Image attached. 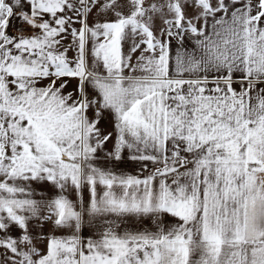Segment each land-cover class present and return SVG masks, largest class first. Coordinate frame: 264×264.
<instances>
[{
	"label": "snow or ice",
	"instance_id": "6c2138e0",
	"mask_svg": "<svg viewBox=\"0 0 264 264\" xmlns=\"http://www.w3.org/2000/svg\"><path fill=\"white\" fill-rule=\"evenodd\" d=\"M0 264H264V0H0Z\"/></svg>",
	"mask_w": 264,
	"mask_h": 264
}]
</instances>
